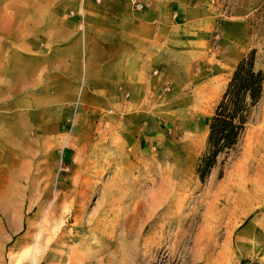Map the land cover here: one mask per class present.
I'll return each mask as SVG.
<instances>
[{
    "label": "rangeland",
    "instance_id": "rangeland-1",
    "mask_svg": "<svg viewBox=\"0 0 264 264\" xmlns=\"http://www.w3.org/2000/svg\"><path fill=\"white\" fill-rule=\"evenodd\" d=\"M201 6L214 20L210 41H190L185 78L175 73L155 91L162 141L131 143L132 110L99 124L61 109L26 60L34 47L22 48L45 44L22 31L41 18L6 4L0 264H264V92L236 148L204 181L195 172L236 63L255 49L264 70V0Z\"/></svg>",
    "mask_w": 264,
    "mask_h": 264
},
{
    "label": "crops",
    "instance_id": "crops-1",
    "mask_svg": "<svg viewBox=\"0 0 264 264\" xmlns=\"http://www.w3.org/2000/svg\"><path fill=\"white\" fill-rule=\"evenodd\" d=\"M138 1L143 9L130 0H0V34L9 2L22 18L40 17L22 31L46 35L45 44L38 51L29 40L22 48L34 47L26 60L61 109L69 107L74 121L86 114L99 124L105 113L132 110L129 141L159 143L164 135L155 125V91L175 73L185 78L182 49L192 40L209 42L214 20L203 0Z\"/></svg>",
    "mask_w": 264,
    "mask_h": 264
},
{
    "label": "trees",
    "instance_id": "trees-1",
    "mask_svg": "<svg viewBox=\"0 0 264 264\" xmlns=\"http://www.w3.org/2000/svg\"><path fill=\"white\" fill-rule=\"evenodd\" d=\"M256 50H250L235 65L226 87L207 119L208 134L195 172L204 181L221 155L233 151L243 136L264 92V70L256 66ZM242 259L239 264H245Z\"/></svg>",
    "mask_w": 264,
    "mask_h": 264
},
{
    "label": "built area",
    "instance_id": "built-area-1",
    "mask_svg": "<svg viewBox=\"0 0 264 264\" xmlns=\"http://www.w3.org/2000/svg\"><path fill=\"white\" fill-rule=\"evenodd\" d=\"M130 2L133 5V7L136 9H143V7H144V4L138 0H130Z\"/></svg>",
    "mask_w": 264,
    "mask_h": 264
}]
</instances>
